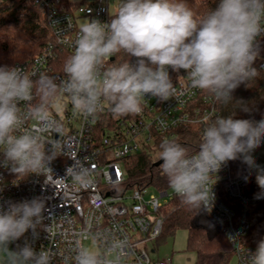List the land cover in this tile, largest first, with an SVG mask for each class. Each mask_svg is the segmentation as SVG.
<instances>
[{
    "label": "clouds",
    "instance_id": "clouds-1",
    "mask_svg": "<svg viewBox=\"0 0 264 264\" xmlns=\"http://www.w3.org/2000/svg\"><path fill=\"white\" fill-rule=\"evenodd\" d=\"M262 21L264 0H219L199 20L185 0H121L109 22L88 19L80 25L75 50L64 63L67 80L58 86L52 78L42 76L41 102L27 113L18 104L32 100L33 80L17 67L0 66V167L15 176L52 171L50 165L56 157L52 147L45 148L44 134L54 130L49 101L58 90L85 117H94L105 101L114 115L139 114L146 95L161 102L172 99L176 89L169 69L184 70L192 88L227 103L236 88L258 75L253 65L260 55L258 38L264 36ZM121 51L136 57V63L105 68L106 60ZM241 111L252 110L243 107ZM27 119L34 120L35 126L21 131ZM262 143L264 118L217 117L205 122L194 155L180 143H161L160 167L182 204L211 212L212 187L229 161L240 159L256 171L261 189L256 198H264V168L252 155ZM45 210L40 197L0 203V251L9 254V264H52L51 250L36 251L28 242L15 251L8 247L29 230L36 234ZM247 259L249 264H264V239L255 252L248 251ZM75 264L107 262L81 249Z\"/></svg>",
    "mask_w": 264,
    "mask_h": 264
},
{
    "label": "built area",
    "instance_id": "built-area-1",
    "mask_svg": "<svg viewBox=\"0 0 264 264\" xmlns=\"http://www.w3.org/2000/svg\"><path fill=\"white\" fill-rule=\"evenodd\" d=\"M30 1L44 9L53 39L35 58L12 65L28 74L34 83L32 100L18 104L22 113L41 102L42 76L52 78L58 86L67 80L64 63L75 50L80 25L88 19L107 23L113 17L109 0L78 5L64 0ZM258 41L260 55L255 65L264 72V36ZM114 56L106 60L105 68ZM169 73L176 89L172 99L161 102L146 95L139 114H134L132 120L119 119L115 127L106 128L99 136L95 127L107 101L94 117H85L74 109L66 93L57 91L49 101L54 130L44 134L45 148L52 147L56 157L50 165L52 171L40 176H15L8 168L0 167V203L34 197L45 201L41 226L36 234L29 230L10 243L14 251L28 242L36 251L51 250L52 264H75L78 252L91 243L97 250L95 254L107 264H171L152 258L151 253L156 251L150 250V245L160 238L165 211L177 195L170 189H157L156 194L151 191L152 185L135 184L127 178L122 165L127 167L130 158L155 151L158 138L173 139L182 127L203 130L205 122L219 116V101L206 91L192 88L184 70L177 73L169 69ZM34 126L35 121L27 119L21 131ZM2 152L0 147V159ZM217 176L212 187L214 206L207 213L223 227L238 264H249L248 251L256 250L244 243L251 223L237 220L221 193L245 207L262 204L264 198L257 199L258 193H246L247 180L233 176L230 161Z\"/></svg>",
    "mask_w": 264,
    "mask_h": 264
},
{
    "label": "trees",
    "instance_id": "trees-1",
    "mask_svg": "<svg viewBox=\"0 0 264 264\" xmlns=\"http://www.w3.org/2000/svg\"><path fill=\"white\" fill-rule=\"evenodd\" d=\"M64 1L69 3L68 0ZM185 2L199 20L213 10L219 0ZM52 39V30L43 8L30 0H0V66H11L35 58ZM136 60V57H130L121 51L110 60L109 67L125 62L135 64ZM253 66L257 68L258 75L236 88L232 93L233 98L227 103L218 102V117L233 116L237 119L256 121L264 118V72L255 64ZM243 107H248L252 111L242 112ZM133 118L134 114L114 115L111 105L107 102L105 111L100 115L95 127L96 135H102L106 128L115 127L119 119L128 121ZM202 132L201 129L185 126L168 141L180 143L191 154L199 149ZM163 142L165 141L158 138L155 151L143 152L129 159V174L135 184L152 185L159 190L170 189L168 179L160 167L162 161L155 160L153 156L155 152L160 151L159 146ZM230 164L234 177H247L246 193L261 191L256 183L254 170L249 169L240 159L230 161ZM221 196L224 203L234 210L237 220L247 219L251 223V230L244 243L256 248L257 243L264 239V203L245 207L230 200L224 192ZM164 215L163 231L157 241L159 244L175 237L179 230H184L188 233L187 251L196 255L195 264L231 263L235 251L229 244L223 227L216 223L207 211L184 205L176 196Z\"/></svg>",
    "mask_w": 264,
    "mask_h": 264
},
{
    "label": "rangeland",
    "instance_id": "rangeland-1",
    "mask_svg": "<svg viewBox=\"0 0 264 264\" xmlns=\"http://www.w3.org/2000/svg\"><path fill=\"white\" fill-rule=\"evenodd\" d=\"M71 4H83L87 2H92L93 0H68ZM121 0H109L110 13L114 16L118 11ZM12 66V65H11ZM159 152H155L154 159H159ZM256 163L264 168V160L262 162V155H264V145L263 143L256 148L252 153ZM124 172L127 174V178L130 177L128 166L122 165ZM153 193L158 194L156 187L151 189ZM170 192H174L171 188ZM164 201V200H163ZM187 240L188 233L184 230H179L175 237L169 238L162 243H152L150 246L151 249H155V253H151V257L156 260H165L171 264H195L196 255L193 252L187 251ZM10 250H13L12 247L8 246ZM86 249L96 253L97 250L95 246L91 243L86 244ZM14 251V250H13ZM0 264H9V254L5 251H0ZM230 264H238L237 257L234 256Z\"/></svg>",
    "mask_w": 264,
    "mask_h": 264
},
{
    "label": "crops",
    "instance_id": "crops-1",
    "mask_svg": "<svg viewBox=\"0 0 264 264\" xmlns=\"http://www.w3.org/2000/svg\"><path fill=\"white\" fill-rule=\"evenodd\" d=\"M263 145H264V143H263ZM263 160H264V155H262V162H263ZM255 171V170H254ZM256 172V171H255Z\"/></svg>",
    "mask_w": 264,
    "mask_h": 264
}]
</instances>
